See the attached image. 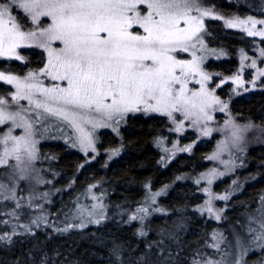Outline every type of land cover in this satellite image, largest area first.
Wrapping results in <instances>:
<instances>
[{
    "label": "snow or ice",
    "instance_id": "6c2138e0",
    "mask_svg": "<svg viewBox=\"0 0 264 264\" xmlns=\"http://www.w3.org/2000/svg\"><path fill=\"white\" fill-rule=\"evenodd\" d=\"M141 4L147 5V15L140 14L138 5ZM13 6L23 10L34 25L41 16L50 17L52 23L47 28L24 31L11 14ZM210 15L211 10L201 9L196 0H8L0 4V57L24 59L17 52L21 46L43 48L48 53L44 68L39 73L29 72L23 80L0 72V81L15 86L11 100L17 106L16 110H10L12 106L0 97V125L8 122L12 125L8 132L0 135V166L13 168L24 178L39 158L35 125L41 121L54 118L66 124L78 133L77 142L82 150L95 151L92 132L85 125H91L92 129L111 126V122L118 124L127 113L139 111L158 112L169 118L180 112L184 120H190L191 126L198 128L200 135L205 137L213 131H224L226 139L206 159L220 160L226 166L231 164L232 161L220 159L221 153L230 147L239 148L253 125H240L229 117L222 129L208 126L213 120L212 112L217 109L225 112L228 107L205 87L210 79L201 68L205 57L195 52L197 44L203 47L200 40V33L204 31L203 18ZM226 23L229 27L244 26L249 36L264 38V28L256 27L264 24V20L249 17ZM133 25L142 28L144 34H133L130 31ZM54 41H59L63 47L52 48ZM190 49L193 50L191 60L177 59L173 55ZM260 55L264 56V49ZM251 67H256L255 61ZM41 74L50 76L53 81H66L67 87H45L38 79ZM196 76L200 77L196 81L200 88L192 91L187 85L189 79ZM261 76L264 70L258 69L257 78ZM22 99L28 101L29 107L19 105ZM30 113H35V118ZM14 128L23 129V134L13 135ZM182 128L183 121L174 130L180 132ZM191 148L192 145H188L178 149L174 145L173 149L165 148L164 151H191ZM224 174L213 168L202 173L196 183L206 180L211 185L217 176ZM203 190L210 198L200 211L206 210L219 219L211 207L210 189ZM159 195L160 192L153 193L150 199L154 202ZM0 197L16 200V207H21L22 198L17 197L15 186L0 184ZM218 199L227 200L228 196ZM261 201L264 202V197ZM136 211L130 220L143 219L138 214L147 215L149 209L140 207ZM9 215L16 217L15 211ZM22 227L28 230L27 225ZM260 229L255 239L264 241V221ZM5 239L11 240V236H0V240ZM213 246L219 247L218 244Z\"/></svg>",
    "mask_w": 264,
    "mask_h": 264
},
{
    "label": "rangeland",
    "instance_id": "374dc122",
    "mask_svg": "<svg viewBox=\"0 0 264 264\" xmlns=\"http://www.w3.org/2000/svg\"><path fill=\"white\" fill-rule=\"evenodd\" d=\"M5 3H8V0H0V4ZM196 3L201 9L211 10V15L203 18L204 31L200 33V40L203 42V47L197 44L195 49L197 56L205 57L201 64V68L210 77L205 87L210 92H214V94L228 106L225 112H220L218 109L212 112L211 115L213 116V120L208 123V126L213 129H222L224 127V122L229 119V117L237 124L246 125L251 123L253 125L246 133L245 140L239 148L230 147L229 150L221 153L220 159L232 161L231 164L226 166L220 163V160L206 159V157L212 155L216 151L218 144L226 139V133L217 130L213 131L209 136H201L198 128L192 127L190 120H184V116L180 112L173 113L172 118L158 112H129L118 124L111 122V126L98 127L95 129H92L91 125H85V128L92 132L95 151L91 149H88V151L82 150L77 142L78 133L66 124H60L54 118H49L35 125V139L38 141L37 151L39 158L32 163L31 169L24 178H20L19 174L16 173L13 168L2 166L3 175L9 178V181H0V184H4L8 187L15 186L16 190L20 182H24L26 185L23 184V187L29 189L22 195L26 199V206L31 209L36 208L39 217L44 218L45 213L42 210V206L52 202V194L57 192V187L51 186L52 180L43 173L49 168H47V164L44 163L45 159H43V161L41 159V155L43 154L40 155V146L46 145L48 144L47 141L53 140L55 144L62 143L64 148L71 153L79 154L83 158L85 157L82 164H80L84 169H82L84 171L82 180H89L92 178L90 172L94 170L88 169L90 167L87 164L95 160L96 157L102 159L100 162L116 161L122 154L120 146L109 148L105 146L106 148L100 151L99 146H102V138H105L109 133L119 138L124 126L127 124L128 118L158 117L164 122L162 128L159 129L152 138V145L158 153V164L162 167H166L173 161L185 163L190 159V155L194 148L205 150L202 154L201 162L196 164L198 166L197 170L194 173L182 174L177 180L187 185L194 186L190 191L192 192L191 197L193 198L192 208L197 216L202 217V215H204L209 221L217 219L215 215H210L206 210L203 212L200 211L202 206L206 207L205 201L210 198L209 193L203 190L205 188L210 189L211 207L214 213L218 214L219 217L221 216L219 210L224 211L226 214L221 224L223 229H220L218 232L214 231L211 234L212 242L207 244V248L210 249V252H205V254H203L204 259L199 261L198 264H205L207 261H213L214 264H237V262H239V264H264V241L255 239L261 231L260 223L264 221V202L261 201V197H264V176L258 172V168L260 171L264 172V102L260 101L258 97V95L264 92V76L257 78V70H264V56L260 55L261 50L264 49V38L260 36H249L244 30V26L229 27L226 23V21L229 20H246L249 17L257 21L264 20V11H257V13H255V11H248L244 15L236 14L225 16L219 14L218 10H215L212 6L202 5L199 0H196ZM138 9L141 15H147L148 8L146 4L138 5ZM11 14L17 18V22L22 26L24 31L34 30L37 27L47 28L52 23L50 17L41 16L37 24L34 25L31 22V18L27 16L23 10L15 6L11 8ZM193 15H197V13L193 12ZM212 22H219V26L224 30L234 31V34H236L235 37L239 43L237 45L228 43L229 46L226 49H219L213 46L208 37L211 34L216 36L219 32H215L216 26H209ZM181 26H183L182 21ZM210 27L211 29L209 30ZM256 27L257 29L264 28V24H257ZM130 31H132L133 34H144L143 29L138 25H133ZM51 46L55 49L63 47L59 41H54ZM33 50H38L42 53V58L35 60V67H30L24 60H16L14 57L9 58L8 56H3L0 57V65H2L0 72H3L6 76H16L21 80H23L29 72L39 73V70L44 68L45 64L48 62V53L43 48L21 46L17 49V52L23 57V52H30ZM192 51V49L188 52L178 51L173 53V55H175L177 59L191 60ZM222 59L228 60V62L234 59L235 64L227 66L222 70L221 74H218L216 71H211V69L207 67L211 62L220 61ZM253 61L256 62L255 68L251 67ZM11 62H16L17 68H22L23 72L17 73V71L9 70L8 66ZM237 77L239 78V82H237ZM38 79L45 87H52L53 85L67 87L66 81H53L51 77L47 75L41 74L38 76ZM199 79V76L189 79L188 88L192 91L199 90L200 85L196 82ZM15 91L14 85L0 81V97L5 98L9 105L12 106L10 110H16L17 107L11 100V96ZM36 98H39V94H37ZM253 98L259 102L255 107V114L257 116H247L242 113L238 107L242 101H248ZM19 105L25 108L29 107L28 101L23 99L19 101ZM30 115L35 118V113H30ZM181 121H183L182 131L176 132L174 129ZM9 128H12L11 122L0 125V135L8 132ZM114 128L116 129L115 131L113 130ZM12 134L16 136L22 135L23 129L14 128ZM158 141H162L163 143H158ZM74 143L76 144L75 147H73ZM174 145L178 149L185 148L188 145H192V148L191 151H164L165 148L173 149ZM114 150H118L115 155L112 154ZM178 157L183 158L178 160ZM253 157H257V161L254 165H252ZM162 158L164 159L162 160ZM38 162H43V165H40ZM193 166L194 163L191 164L189 168ZM250 166L252 169H250ZM213 168H215L217 172L225 174L223 176H217L211 185H209L206 180H201L199 184L196 183L202 173H207ZM66 182V190L69 192L74 182L72 179L68 178ZM254 185L257 186L252 187ZM249 188H251V191H249ZM169 190L170 187L168 185H147L142 192V199H140L131 211L126 212V218L130 220L132 215L137 214L136 210L140 207L148 208V214L144 215L141 213L138 215L143 216V219L130 220L137 221L139 227H141L149 217L161 218L162 215L167 213V209H165L159 201ZM38 192L40 194H38ZM156 192H160L161 195L157 196L153 202L150 197ZM73 193L74 195L68 199V201L70 200L69 203L67 202L71 211L69 210L68 213L66 212L67 214H62V219L65 222L63 227L73 225L72 228H83L79 227V225L83 224L85 225L84 227H86L91 224H96V221L103 218L108 204L107 201H105V189L100 181L90 180ZM223 195H227L228 199H218L219 196ZM93 197H95V199H93ZM236 197L240 198L233 202V198ZM1 198L4 200L3 197ZM57 202L59 203L60 200H57ZM32 218H34V216H32L31 219ZM6 220H9V218L7 217ZM249 229H252V231H249ZM193 231L194 230H192V232ZM216 244H218L219 247L213 246Z\"/></svg>",
    "mask_w": 264,
    "mask_h": 264
},
{
    "label": "trees",
    "instance_id": "16d2710c",
    "mask_svg": "<svg viewBox=\"0 0 264 264\" xmlns=\"http://www.w3.org/2000/svg\"><path fill=\"white\" fill-rule=\"evenodd\" d=\"M199 1L225 16L264 11V0ZM209 26H216L215 32H219L216 36L211 34L208 37L213 46L226 49L229 44L239 43L234 31L222 29L219 22H212ZM22 55V60L30 67H35V60L42 58V53L38 50L25 51ZM15 63H9L8 69L22 73V68H17ZM233 64L234 59L231 62L222 59L211 62L207 67L221 74L222 70ZM258 97L264 102V92ZM258 104L253 98L242 101L238 108L247 116H255ZM163 123L154 116L132 117L128 118L119 138L111 133L102 138L100 151L106 147L120 146L122 154L116 161L100 162L102 159L96 157L87 164L90 167L88 169L94 170L90 172L92 178L89 180H82L84 169L80 164L85 157L71 153L62 143L55 144L53 140L40 146V155L43 154L41 159H45L44 163L49 168V171L43 173L52 180L51 186L57 187V192L52 194L51 203L42 206L44 218L39 217L36 208L26 206V199L22 195L29 189L23 187V184L26 185L24 182L16 187L17 197L22 198L21 207H16V200H2L0 197V236H11V240H0V264H198L204 259L203 254L210 252L207 244L212 242L211 234L223 229L221 224L226 214L219 210L220 218L212 221L204 215L197 216L192 208L190 191L194 186L177 180L182 174L197 170L196 164L201 162L205 150L194 148L190 159L185 163L173 161L166 167L158 164V153L152 145V138ZM252 161L254 165L257 157H253ZM38 163L43 165V162ZM193 163L194 166L189 168ZM258 172L264 176L259 168ZM67 178L74 182L69 192L66 190ZM90 180L100 181L105 189V201L108 205L103 218L98 223L83 228L63 227L65 222L62 214H67L70 210L68 199ZM0 181H9L3 175L2 166ZM147 185L170 187L159 201L167 209V213L161 218L149 217L139 227L137 221L126 218V212L131 211L142 199V192ZM239 198H233V202ZM13 211L16 217L9 215ZM7 217L9 220H6ZM3 221L8 223H2ZM23 225L28 226L27 231Z\"/></svg>",
    "mask_w": 264,
    "mask_h": 264
}]
</instances>
